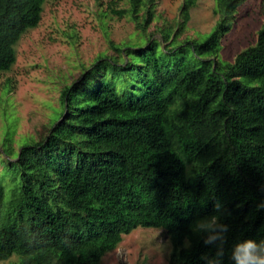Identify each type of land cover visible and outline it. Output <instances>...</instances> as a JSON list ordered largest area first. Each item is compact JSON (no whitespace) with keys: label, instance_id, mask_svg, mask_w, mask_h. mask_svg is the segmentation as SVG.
I'll list each match as a JSON object with an SVG mask.
<instances>
[{"label":"trees","instance_id":"trees-1","mask_svg":"<svg viewBox=\"0 0 264 264\" xmlns=\"http://www.w3.org/2000/svg\"><path fill=\"white\" fill-rule=\"evenodd\" d=\"M45 1L0 0V73L14 65V47ZM156 1L109 0L108 9L144 36ZM246 1L214 0L216 24L197 45L176 41L195 6L181 0L177 18L155 29L157 40L111 44L114 54L63 86L42 138L13 156L4 133L0 262L98 264L142 228L164 232L168 264H208L215 245L192 227L212 215L229 228L220 264H232L234 240H264V24L231 63L217 58ZM3 170L16 179L7 194Z\"/></svg>","mask_w":264,"mask_h":264},{"label":"rangeland","instance_id":"rangeland-1","mask_svg":"<svg viewBox=\"0 0 264 264\" xmlns=\"http://www.w3.org/2000/svg\"><path fill=\"white\" fill-rule=\"evenodd\" d=\"M108 3L109 0L45 1L35 28L27 30L15 45L14 65L0 73V140L5 132L9 133L13 156L25 142L42 138L48 126L57 120V96L63 86L76 81L97 58L114 54L111 44L116 48L142 45L145 35L157 40L155 29L177 18L181 0H157L153 21L144 36L129 16H113ZM115 9L125 11L127 7L118 4ZM213 9L214 0H195L188 24L176 41L187 39L197 45L204 42L217 21ZM232 19L217 53V58L227 64L254 43L256 32L264 24V0H247ZM3 157L0 153V159ZM2 174L7 194L15 186V181H11L15 176L4 170ZM172 257L164 232L136 228L122 236L98 264H168ZM17 263L15 256L0 262Z\"/></svg>","mask_w":264,"mask_h":264},{"label":"clouds","instance_id":"clouds-1","mask_svg":"<svg viewBox=\"0 0 264 264\" xmlns=\"http://www.w3.org/2000/svg\"><path fill=\"white\" fill-rule=\"evenodd\" d=\"M216 207L219 210V205ZM259 207H264V204ZM192 230L203 235L205 245H215V257L209 260L208 264H220L225 254V234L229 231L228 225L221 223L219 216L212 215L195 221ZM229 251L232 264H264V240L257 242L253 239L238 238L232 242Z\"/></svg>","mask_w":264,"mask_h":264}]
</instances>
